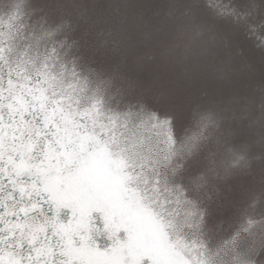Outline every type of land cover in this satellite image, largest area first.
<instances>
[{"label":"snow or ice","instance_id":"1","mask_svg":"<svg viewBox=\"0 0 264 264\" xmlns=\"http://www.w3.org/2000/svg\"><path fill=\"white\" fill-rule=\"evenodd\" d=\"M218 3L264 36V0ZM17 35L0 30V264H228L169 188L173 117L93 88L63 42L14 54ZM197 119L203 132L229 117Z\"/></svg>","mask_w":264,"mask_h":264},{"label":"rangeland","instance_id":"2","mask_svg":"<svg viewBox=\"0 0 264 264\" xmlns=\"http://www.w3.org/2000/svg\"><path fill=\"white\" fill-rule=\"evenodd\" d=\"M15 1L0 0V11H12ZM18 1L15 13L35 39L64 25L51 41L71 49L93 88L110 85L118 99L173 117L169 188L182 215L202 214L204 235L228 252V264L249 256L264 264V36L244 34L226 14L214 30L199 20L195 34L184 32L171 0ZM201 112L229 119L202 132ZM185 132L196 142L191 152L180 150Z\"/></svg>","mask_w":264,"mask_h":264},{"label":"trees","instance_id":"3","mask_svg":"<svg viewBox=\"0 0 264 264\" xmlns=\"http://www.w3.org/2000/svg\"><path fill=\"white\" fill-rule=\"evenodd\" d=\"M18 1V0H17ZM15 1L13 3L14 7L16 8H20V5H21V2L20 1ZM171 3H167L169 5H172V6H176L177 8V12L179 13L178 15H180V18L182 19V26L184 27V32H191L193 34H195V29L196 28H199L197 25H195V22L196 21H202V22H205L209 25H211V29L214 30V27H217L220 26L221 24L220 23H216L217 21L216 20H223L221 18V6L219 5L218 3V0H171ZM175 3V4H174ZM19 4V5H18ZM129 3H128V7H129ZM149 6V5H148ZM14 7L10 8V10L12 11H6V12H10V13H15L16 10L14 9ZM22 7V5H21ZM150 7V6H149ZM147 9H149L148 7H146ZM22 10V8H21ZM170 10V9H169ZM198 10H202L203 13L205 14L204 16H195L197 15V12ZM23 11V10H22ZM24 12V11H23ZM165 13H169V12H165ZM25 14V13H24ZM133 15V14H131ZM194 16V17H193ZM20 17H22L20 15ZM161 17V16H160ZM189 18V19H188ZM202 18V19H201ZM160 19V18H158ZM216 19V20H215ZM21 20V19H20ZM231 20V19H230ZM229 21V20H228ZM224 23V22H223ZM23 24V23H22ZM24 25V24H23ZM175 27H177L176 25V22H175ZM218 25V26H217ZM181 26V27H182ZM24 28V27H23ZM27 28V27H26ZM27 34H31L32 37H34L32 35V31L30 29V27H28L27 29ZM44 35V34H43ZM51 35L50 34H45V40L43 41V43L47 46V47H57L59 48L60 47V43L62 41H59V42H54V41H51ZM199 67V66H198ZM197 67V70L199 69ZM196 71V70H194ZM106 77H109L107 75H105ZM107 82V81H106ZM104 85H105V82H103ZM182 84L185 85L184 82H182ZM122 96V95H121ZM189 99V98H188ZM127 101V100H126ZM199 104V103H198ZM200 106L197 105L196 109H199ZM197 120V119H195ZM197 123V122H196ZM186 131H189V129L187 128ZM188 132H185L183 133L182 136H180V150L185 148L186 145L190 146L191 145V137H188ZM188 137V138H187Z\"/></svg>","mask_w":264,"mask_h":264},{"label":"flooded vegetation","instance_id":"4","mask_svg":"<svg viewBox=\"0 0 264 264\" xmlns=\"http://www.w3.org/2000/svg\"><path fill=\"white\" fill-rule=\"evenodd\" d=\"M0 14H3L2 17H0V30H3L6 35H10L12 31H17L19 33L14 40L9 41L10 45L14 49V54H18L25 48V46H31L29 55H31L32 50H34L38 44L42 48H47V46L43 43L45 40V34L40 39H35L30 33L27 34V29L23 28L21 31V26H23V24L20 18H18V16L20 17V14L17 15V13L5 11H0ZM13 18H15L14 22ZM21 37H23V39H21Z\"/></svg>","mask_w":264,"mask_h":264}]
</instances>
